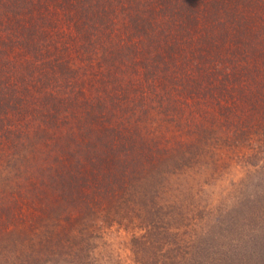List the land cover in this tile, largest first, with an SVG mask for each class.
Returning <instances> with one entry per match:
<instances>
[{
    "label": "trees",
    "instance_id": "1",
    "mask_svg": "<svg viewBox=\"0 0 264 264\" xmlns=\"http://www.w3.org/2000/svg\"><path fill=\"white\" fill-rule=\"evenodd\" d=\"M75 59L82 73L71 68ZM59 85L74 92L56 100ZM182 98L210 99L222 110L230 108L223 99L264 107V0H0V127L35 119L46 146L61 111L82 113L67 145L49 139L47 179L25 191L37 211L61 210L71 223L106 212L112 224V207L150 203L137 123L153 113L170 118ZM114 120L132 128L120 148L97 134ZM224 239L231 249L232 237ZM243 245L236 264H264V237ZM195 254L173 264L223 260L209 244Z\"/></svg>",
    "mask_w": 264,
    "mask_h": 264
},
{
    "label": "rangeland",
    "instance_id": "2",
    "mask_svg": "<svg viewBox=\"0 0 264 264\" xmlns=\"http://www.w3.org/2000/svg\"><path fill=\"white\" fill-rule=\"evenodd\" d=\"M82 66L77 59L71 64L78 72ZM73 92L74 87L65 91L59 85L54 96L57 100ZM184 98L180 105V100L174 103L170 118L153 113L137 123L141 137L132 138L139 137L138 156L142 145L146 147L141 156L149 164L141 177L151 179V202L136 210L122 204L112 207L110 213L118 219L112 224L106 212L67 222L63 211L57 216L52 208L41 213L25 198L31 183L40 185L47 179L54 159L49 139H62V146L67 145L76 136L82 113L61 111L46 146L36 139L34 133L42 125L35 119L25 127L4 123L0 264H173L189 261L207 244L214 254H223L219 263L236 264L245 252V237H264V107L250 101L233 108L223 99L220 106L230 108L222 110L210 99ZM131 131L130 122L119 120L97 127L100 140L117 148L128 143ZM224 237H232L231 249Z\"/></svg>",
    "mask_w": 264,
    "mask_h": 264
}]
</instances>
